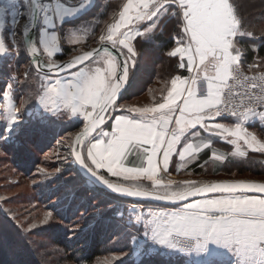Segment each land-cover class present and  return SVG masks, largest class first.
Segmentation results:
<instances>
[{"label": "snow or ice", "instance_id": "snow-or-ice-1", "mask_svg": "<svg viewBox=\"0 0 264 264\" xmlns=\"http://www.w3.org/2000/svg\"><path fill=\"white\" fill-rule=\"evenodd\" d=\"M93 8L99 11L96 0H0V62L22 52L29 56L39 83L29 110L35 119L82 118L71 154L86 191L89 185H102L118 196L179 205L171 211L145 212L136 205L127 210L126 227L136 233H129L132 252L122 255H135L140 264L153 255L182 256L185 264H264V182L161 177L174 156L186 162L211 148L213 137L233 146V156L246 157L247 150L264 153V139L249 130L250 124L264 122V72L249 76L240 71L236 39L252 33L242 31L243 20L232 0H127L118 19L99 35L100 48L59 60L61 36L79 43L81 17ZM170 20L179 35L167 55L178 57L179 68L190 75L171 80L164 102L110 115L122 107L117 100L135 75V42ZM29 77L26 71L25 81ZM8 80L12 82L6 81L0 92V142L5 143L15 142L25 123L13 91V83L22 81L14 76ZM201 86L206 88L203 94ZM225 116L233 122L218 120ZM202 132L205 140L190 142ZM132 146L142 148L139 165L127 161ZM104 172L122 182H113ZM52 215L47 212L42 223Z\"/></svg>", "mask_w": 264, "mask_h": 264}, {"label": "rangeland", "instance_id": "rangeland-1", "mask_svg": "<svg viewBox=\"0 0 264 264\" xmlns=\"http://www.w3.org/2000/svg\"><path fill=\"white\" fill-rule=\"evenodd\" d=\"M253 1V4L244 7L246 13H249L253 6H262V9H264V0ZM261 17L264 18V11L262 12ZM248 23L250 24L251 22L249 21ZM252 26L254 25L252 24ZM248 29L251 31L258 29L256 32L264 34V21L261 22L260 26L255 28L251 27ZM105 30L106 27L104 28V31ZM83 31H87L84 25L82 29L78 30V32L82 33ZM243 32H245V30H243ZM89 33L90 30H88L86 37L82 36L83 38L80 39L79 43L70 45V43L65 41V44L70 45L72 49L69 57L82 51L91 49L100 43L99 37L98 39L96 35L90 37V35H88ZM257 70H264V60H262V62L259 64ZM26 71L30 73L29 80L27 81H25L24 78V73ZM9 76L17 77L22 81V83L19 85L13 83L14 102L16 103L17 107L20 108V114L23 116L25 121L22 131L18 137H23L24 134H27V137H33L36 143L41 144L43 142L38 141V139L40 136H42V133L47 132L43 136L50 140L48 143L50 145L41 150V153H39L41 161L37 165V169L33 172V174H30L20 168L21 161L18 163L15 155L11 154L12 151H15L12 146L13 143H15V145L20 143L18 141V137L15 142H0V223L2 220L7 223L8 229L11 231V233H15L17 240H19L22 234H24L25 238H29V240L33 242L32 246L35 249V252L37 249L36 255L38 259L40 261L44 260L45 264H82L84 262L83 260H75L77 256H72V254L74 255L75 253L74 251L73 253L69 254L72 252L70 248L68 251L63 250V248H61V246L56 243L57 241L55 237L57 236L58 231H61L63 238H70V236L76 235L79 231L78 229H81L84 224L88 220L94 218V216L99 215L104 217L107 215V222H115L113 232L111 233L110 240L108 241L109 246L98 258L93 261L92 264H116L135 256L132 254L128 256L122 255L124 252H132V248L134 246L131 244L129 233H136L135 228L126 227L130 215V212L127 210H130L133 205H136L137 208H140L145 212L149 210L155 211L158 209L171 211L179 206L173 208L159 207L155 205L113 200L115 204H118V208L114 211L109 210L107 214H102L108 209L109 204H98L97 201H94L89 206L91 208H88L86 211H82L83 214L78 216L79 220L74 221V218H72L70 222L62 223L57 217V214L54 213V209L58 206H55L54 209H51L52 207L45 206L46 202L43 204L36 198L37 183L39 181H44L45 185L48 186L51 181L50 179L55 174L61 173V171L57 172L56 169L59 167L61 168L69 161L67 158H70L71 155V145L73 144V139L80 130H74L71 124L74 121H82V118L73 120L71 117H65L63 119L49 123H41L35 119L29 110L32 108L33 102L36 99L35 93L39 87V83L36 79H34L35 71L32 68L29 61V56L26 53L22 52L21 55L11 59L7 63L0 62V92L6 90V81L12 82L11 80H8ZM159 84L163 85L162 82H159ZM0 102H4L2 97H0ZM145 102H148V100L143 99L134 103L144 105ZM126 105L130 106V103L121 105V109H125ZM70 121H72V123ZM261 125H264V122L250 124L249 130L257 134L258 138L264 139V131H261ZM58 126L64 127L63 130L58 128ZM82 128L83 125L81 129ZM37 131H40V133L37 134ZM213 144L218 149H221L228 158L234 160L233 163L229 164L228 162L226 164L225 172L214 175L212 174L211 170L212 165L208 164L204 167V173L201 175H194L192 172L184 171V169L181 168L179 169L180 174H171L172 172L169 173V171L165 173L163 171L161 172V177L165 179L170 178L177 182L185 180L215 181L221 179H255L264 181V175L257 174L264 172V153H257L247 150L248 155L246 157L233 156L231 155V152L234 150L233 146L223 143L219 139L214 141ZM24 157L28 159L27 155ZM219 157H223V159H219ZM213 158L219 160L225 159L224 156L219 154H215V157ZM241 167L244 169H247V167L249 169H253L250 170L251 172L241 173ZM42 169H47V173L43 172ZM66 174L64 175L65 177L70 176L69 174ZM39 175L42 176L41 179L38 178ZM119 179L121 181V178ZM140 183L146 186L150 184L148 181H140ZM47 201V203H49L50 199ZM49 211L53 213L52 217L48 223H42L45 218V214ZM121 213L124 214L123 217H121ZM32 225H35V227H32ZM11 233L0 232V255L1 253H4L10 256L11 261H15L13 257L14 255L18 261L23 257H19L20 254L17 253L16 247L18 244H16V247L12 250V252L9 253L6 250L7 248L3 247V245L6 243H10L11 245L16 242L13 240L12 237L14 236ZM115 257H120V259H115ZM137 259V261H139L138 257ZM159 260L162 264H185V258L182 256L162 257L160 255H153L151 257H144L142 262H150V264H154ZM138 263L139 262H136L134 264ZM130 264L132 263L130 262Z\"/></svg>", "mask_w": 264, "mask_h": 264}, {"label": "trees", "instance_id": "trees-1", "mask_svg": "<svg viewBox=\"0 0 264 264\" xmlns=\"http://www.w3.org/2000/svg\"><path fill=\"white\" fill-rule=\"evenodd\" d=\"M260 1V0H259ZM97 5L100 6L99 11L96 8H93L89 13H87L91 19L95 20L97 24H95L94 31L89 33L88 35L95 36L100 32V29L109 21H112L114 17L121 10L122 5L125 0H97ZM234 5L236 6V10L238 12L239 17L243 20L242 31L245 30V33H252L249 35H242L237 37V42L242 50L241 63L244 67L252 72H256V68H249V65L257 64L259 65L262 60H264V34L251 31L248 28H255L261 25V22L264 21L262 16V6H253L250 9L249 13L245 12L244 7L253 4V0H232ZM260 5V4H259ZM251 22L252 24L248 23ZM92 23L86 24L85 26L88 28ZM179 35V29L176 27V23L174 20H170L161 25L159 33L154 35L151 40L148 42H143L140 44L139 50H145L150 52V61L153 64L151 69L145 71L144 74L139 75L140 73L136 72V69H133L135 73L134 77L130 78L129 85L127 90L124 92L121 100L117 103L118 105L122 103H130L132 99L138 98L142 95H146V99L152 103H156L162 100L165 94L168 91V86L171 82L172 77L179 72L177 61L175 57H170L167 55L168 51H170L174 46V36ZM72 49L69 45L63 46V51L61 54H58L57 58L59 60L66 59L69 57ZM30 61V58H29ZM31 63V61H30ZM144 70V69H143ZM142 72V71H141ZM159 82H162L163 85H160ZM119 108V107H118ZM116 109L114 112H111L110 115L117 116L118 114L123 113L124 111H119ZM72 123V121H70ZM112 121H109L111 124ZM68 124V123H67ZM72 128L74 130L80 129L83 125L82 121H74L72 124ZM63 130L64 127H59ZM108 127L105 126V129ZM261 131H264V126L261 128ZM40 131H37V134ZM47 133V132H46ZM42 133V136L39 137L38 141L43 143H36L33 137H27V134H24L23 137H18L19 144L13 143V148L15 151H12L11 154H14L18 163L21 161L20 168L30 174L37 169V165L40 163V155L41 150L45 149V147L49 146V139L45 138ZM41 138V140H40ZM213 141H217V138H212ZM217 143V142H215ZM212 153L219 154L225 157L224 160L214 159L212 157ZM28 156V159L24 157ZM69 160L64 166L61 168L59 166L61 173L55 174L50 180V183L45 185L44 181H39L37 183V199L41 203H45V206L52 207L54 209L55 206H58L54 209V213L57 214V217L61 220L62 223H68L74 218V221L79 220L78 216L82 215V211H86L90 204L94 201L97 203H107L109 207L102 214H107L109 210L114 211L118 208V204H115L113 200H119L121 202H133L147 205H155L159 207H177L176 206H166L155 203L148 202H135L132 200H127L120 198L105 189L102 188H93L91 185L88 186L90 189L86 191L82 186L81 173L77 169L76 165L73 163L72 154ZM229 162L233 163L234 160L228 158L221 149H218L214 144L211 148L203 150L197 157L191 161L186 162L184 171L192 172L194 175H201L204 173V167L208 164L212 165V174L216 175L219 173H223L226 170V164ZM253 168L244 169L240 168V172H251ZM175 172L180 174L177 164L175 168ZM103 172V170H102ZM173 172V173H175ZM67 173V174H66ZM41 174V173H40ZM62 174V175H61ZM70 175L69 177H65L64 175ZM105 177L111 179L115 182H121L117 177H111L110 174L104 172ZM264 175L263 173H257ZM38 178H42L41 175ZM150 186V184H148ZM47 192V193H46ZM50 199V202L47 203ZM107 201V202H104ZM62 203V204H61ZM107 216V215H106ZM106 216L102 217L99 215L94 216V218L88 220L81 229H78L76 235L68 237H64L61 231H58L56 238V243H58L63 250H70L69 254L75 252L73 257H76L75 260H83L82 264H92L93 261L98 258L106 248H108V241L110 240V235L113 232L115 222H107ZM0 232L7 233L11 231L8 229L7 223L3 220L0 223ZM14 237L13 240L16 241L14 244L6 243L3 247H6L8 253L12 252V250L16 247L17 253H19L20 260H16L15 256L14 260L11 261L10 256L1 253L0 255V264H45L44 260H39L35 249L33 248V242L29 240V238H25L24 234H22L17 240L15 233H11ZM26 236V235H25ZM11 241V240H10ZM10 247V248H9ZM25 257V258H24ZM74 259V258H73ZM137 257L133 256L129 259L123 260L122 262H118L116 264H132L139 262L137 261ZM142 264H150V262H142ZM154 264H162L161 261H157Z\"/></svg>", "mask_w": 264, "mask_h": 264}, {"label": "crops", "instance_id": "crops-1", "mask_svg": "<svg viewBox=\"0 0 264 264\" xmlns=\"http://www.w3.org/2000/svg\"><path fill=\"white\" fill-rule=\"evenodd\" d=\"M97 1V0H96ZM70 2H71V0H70ZM127 2V0H125V2H124V4ZM97 3V2H96ZM123 4V5H124ZM123 5H122V7H123ZM119 13V12H118ZM89 15L88 14H85L84 16H82L81 17V20L83 21V25L85 26L86 24H90V23H92L93 25H90L88 28L86 27V29H87V31H83L82 33H79L78 32V35L81 37V38H83L82 36H84V37H86V34L88 33V30H90V33L91 32H93L94 31V27H95V24H97L96 23V21L95 20H93V19H91L90 17H88ZM115 19H118V14L114 17V19H112V21H109L108 23H106L101 29H100V32L96 35L97 36V39H98V37H99V35L104 31V28L106 27L107 28V25L108 24H111V23H113V22H115ZM75 23V22H74ZM159 30H160V28L157 30V31H155V33H153V34H151L149 37H147V38H140L139 40H137L136 42H135V47H136V51H137V53H138V56L136 57V60H137V64H136V72L137 73H140L139 75H141V74H144L145 73V71L146 70H148V69H151L152 68V66H153V64L151 63V61H150V52H147V51H145V50H139V46H140V44H143V42L145 41V42H148L149 40H151V38L154 36V35H157L158 33H159ZM91 36V35H90ZM175 37V36H174ZM96 39V40H97ZM68 40V37L67 36H64V35H62L61 36V44H62V49H63V46H65V45H67V44H65V41H67ZM88 43H92V42H88ZM236 43H237V47L239 48V50H240V52H241V56H242V50H241V48H240V46H239V43L237 42V39H236ZM72 43H70V45H71ZM69 45V46H70ZM175 47V46H174ZM124 52H126L127 50L125 49V50H123ZM175 59H176V61H177V65H178V69H179V72H177L175 75H174V77L176 76V75H181V76H189L190 74L187 72V69L186 68H184V69H180L179 68V63H180V61H179V58L178 57H175ZM146 68V69H145ZM144 69V70H143ZM142 71V72H141ZM174 77H172V79L174 78ZM171 79V80H172ZM170 88H171V82H170V84H169V86H168V91L170 90ZM168 91H167V93H168ZM167 93L165 94V96H164V98L167 96ZM146 95H142V96H140V97H138V98H135V99H132V101H130V106L129 105H126V108L125 109H121L122 107H119V111L121 110V111H124L123 113H121V114H127L126 113V109L127 108H129V107H151V106H155L156 104H158V103H161V102H164V98L162 99V100H160V101H158V102H156V103H152V102H150V101H148V102H145V104L144 105H141V104H139V103H134V102H136V101H139V100H143V99H146ZM126 103H122V104H120V105H125ZM121 114H118V115H121ZM218 120L220 121V122H225V123H231L232 121H233V119H224V118H218ZM262 127L264 126V125H261ZM105 130H110V128H107V129H105ZM207 138V134L206 133H201V136L200 137H196V138H193L190 142H193V143H195V144H199L202 140H205ZM203 151V150H202ZM201 151V152H202ZM200 152V153H201ZM199 153V154H200ZM199 154H197V155H199ZM197 155L194 157V158H192V157H188V158H186V162H191V161H193L196 157H197ZM142 158V148L141 147H139V146H132L131 148H130V154H129V156L127 157V161L128 162H132V163H134V164H136V165H139V163H140V159ZM186 162H184V161H180L179 160V158L177 157V156H174L173 158H172V160H171V162H170V166H169V169H171V170H168L169 171V173L170 172H172L171 174H177L175 171V166H176V164H177V168H178V170L179 169H184V167H185V163ZM132 163H130L128 166H132ZM184 165V167H181V165ZM161 172H163V171H161ZM173 172H175V173H173Z\"/></svg>", "mask_w": 264, "mask_h": 264}, {"label": "water", "instance_id": "water-1", "mask_svg": "<svg viewBox=\"0 0 264 264\" xmlns=\"http://www.w3.org/2000/svg\"><path fill=\"white\" fill-rule=\"evenodd\" d=\"M100 47H101V43H98V44H97L96 46H94L93 48L88 49V50H85V51H82V52L90 51V50H92V49H94V48H100ZM114 51H116V52L118 53L120 50H119V49H116V50H114ZM82 52H80V53H78V54H75V55H73V56H71V57H69V58L63 59V60H61V61H67V60L71 59L72 57H74V56H76V55H80ZM123 58H124L123 56H120V59H123ZM128 85H129V83H128L127 85H125L124 88L122 89L121 94H120V96H119V98H118V100H117V103L121 100V98H122L124 92H125V91L127 90V88H128ZM81 130H82V129H81ZM81 130H79L77 133H79ZM75 137H76V136H75ZM75 137H74V139H73V142H74V140H75ZM72 157H73V155H72ZM73 163L76 165L77 169H78L79 172L81 173V169H80L79 164L76 163V162H74V157H73ZM106 178H107V177H106ZM110 180H111V179H110ZM221 180H248V181H255V182H264V181H262V180H255V179H221ZM215 181H216V180H215ZM113 182H115V181H113ZM100 188L105 189L106 191L112 193L110 190H107V189L104 188L102 185L100 186ZM112 194L118 196V194H115V193H112ZM118 197L123 198V199H127V200H132V201H135V202H148V203H155V204L166 205V206H176V205H174V204H171V203H168V202H162V201L144 200V199H137V198H132V197H122V196H118Z\"/></svg>", "mask_w": 264, "mask_h": 264}, {"label": "built area", "instance_id": "built-area-1", "mask_svg": "<svg viewBox=\"0 0 264 264\" xmlns=\"http://www.w3.org/2000/svg\"><path fill=\"white\" fill-rule=\"evenodd\" d=\"M240 71L242 72V73H244V74H246V75H253V74H255V73H258V72H264V70H260V71H256V72H252V71H249V70H247L245 67H244V65L241 63L240 64ZM206 91V88L204 87V86H201L200 88H199V92L201 93V94H203L204 92ZM237 91H239V89H237ZM221 118H224V119H233V118H231V117H229V116H225V117H221Z\"/></svg>", "mask_w": 264, "mask_h": 264}]
</instances>
